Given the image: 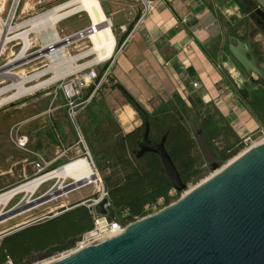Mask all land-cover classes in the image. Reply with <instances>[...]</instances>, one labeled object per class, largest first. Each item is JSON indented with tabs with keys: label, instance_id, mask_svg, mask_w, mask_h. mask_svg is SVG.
<instances>
[{
	"label": "crops",
	"instance_id": "obj_1",
	"mask_svg": "<svg viewBox=\"0 0 264 264\" xmlns=\"http://www.w3.org/2000/svg\"><path fill=\"white\" fill-rule=\"evenodd\" d=\"M99 3L101 7L103 3L112 8L105 12L102 7L105 16L109 15L106 17L112 33L111 17L124 13L114 36L117 44L121 41L119 27L129 24L131 0H99ZM239 15L245 14L232 0L157 1L151 16L114 56L109 67L111 86L100 90L88 106L91 110L85 109L80 114L82 132H79L90 158L94 155L118 160L126 146L121 139L141 127L143 117L146 119L174 99L182 101L188 109L193 105L216 111L236 142L258 132L261 124L241 95L238 69L225 50L226 32L240 35L229 16ZM24 19L25 15L16 17L18 23L13 33H17L12 47L23 44L20 36L25 33H37ZM226 25L228 31L224 29ZM62 105L61 98L47 92L19 107L1 110L0 139L13 144L11 152L8 149L0 152L1 162L19 166L18 172L28 179L34 174L31 162L37 157L47 170L80 156V145ZM5 116L13 117V124L3 123ZM20 137L27 141L25 149L16 145Z\"/></svg>",
	"mask_w": 264,
	"mask_h": 264
},
{
	"label": "water",
	"instance_id": "obj_2",
	"mask_svg": "<svg viewBox=\"0 0 264 264\" xmlns=\"http://www.w3.org/2000/svg\"><path fill=\"white\" fill-rule=\"evenodd\" d=\"M251 1L259 6L254 14L264 15V0ZM235 4L248 10L245 0H235ZM225 41L230 60L249 79L255 76L264 82V64L262 68L257 66L250 40L244 42L226 32ZM42 52L40 49L35 54L40 56ZM149 135L145 120L132 155L135 159L155 155L171 187L184 193L186 184L165 147L167 133L159 142H152ZM209 168L214 173L174 203L128 224L115 235L47 264H264V142L225 166L211 163ZM70 187H66L68 191ZM42 196L34 202L40 203ZM106 202L102 200L95 209L114 219L111 210L103 209ZM13 209L1 215L0 222L20 213Z\"/></svg>",
	"mask_w": 264,
	"mask_h": 264
},
{
	"label": "rangeland",
	"instance_id": "obj_3",
	"mask_svg": "<svg viewBox=\"0 0 264 264\" xmlns=\"http://www.w3.org/2000/svg\"><path fill=\"white\" fill-rule=\"evenodd\" d=\"M13 0H6L5 1V8L2 15H9L8 12L10 10V7L12 5ZM18 9H16L15 12V19L11 25L14 29L17 27L18 21L16 20L17 15H25L24 21L28 24V27L37 33H32L26 35V40L28 44L27 49L24 52L25 59L18 60V57L20 56L24 44H20L19 46L12 47L15 44L14 36L17 32L13 33L14 29L10 32H6L4 36L6 37L7 44L4 47V52L2 59L0 61V72L3 78H0V89H4L5 87H8L13 82L17 81V78L22 77H30L33 76L39 72H42L45 70L48 66V60L44 57L45 51L42 52V55L37 56L35 53L42 49L43 45L47 42L49 38V35H51V31L48 30L46 27L42 28L36 27L32 28L29 21L34 20V18L38 17L42 13L46 12L47 10L53 8L56 5H59L64 2V0H19ZM24 7V8H23ZM102 7L104 8L105 12H108L109 10H112V8L109 5H105L102 3ZM124 13L120 12L116 16L111 17L112 24H113V35L117 36L118 33V23H120V19L123 17ZM109 16V15H106ZM246 18L245 15H239L237 16H229V20H231L233 27L239 28L238 32L240 34H247L248 30H250V38L252 41L255 40H262L261 36L258 35L257 29H255L252 25L246 24ZM89 26V21L87 16L84 13H80L78 15H74L70 18H67L56 25V31L58 33V36L64 40L65 37L74 34L75 32L79 30H84ZM229 26H224L225 31H228ZM232 28V27H230ZM83 32V31H82ZM81 32V33H82ZM23 40V36H20ZM48 37V38H47ZM70 44L66 41V51L71 57H76L77 55H80L82 52H84L88 47L89 43L86 39H77L76 34L70 38ZM64 44V43H62ZM13 52V53H12ZM228 55V54H227ZM228 59H231L229 55L227 56ZM92 60V58H86L82 60H78L76 65H82L88 61ZM232 63H234L232 61ZM236 65V63H234ZM103 63L98 65H92V67H95V71L101 72L104 68ZM91 68V67H90ZM87 68V69H90ZM62 72L64 71L61 70ZM6 72H10L15 74L17 77H11L5 75ZM72 73H76V71H73ZM239 77H241V81L243 82V77L240 71H238ZM71 74V73H70ZM69 74V75H70ZM52 75L48 74L45 77H43L41 80H45L50 78ZM68 76V75H66ZM66 76H62L55 82L44 86L41 89H38L37 91L27 95L23 96L21 98H17L11 101V103L4 104L0 107V111L3 109H13L16 107L21 106V104L30 101L34 99L36 96H39L43 93L50 92L53 95L56 94V98H62L61 92L58 90L59 85L61 84L63 78ZM238 79V77H237ZM36 84V81H30L26 84L27 87L32 86ZM242 88L247 89L251 95L252 91L255 93H260L261 88L257 86H252L247 83H243ZM254 89V90H253ZM12 93L14 94L15 91H7L6 94L0 97V99H3L5 97L11 96ZM89 106V105H88ZM86 107L84 110L89 111L91 110V107ZM249 106L252 110V112L257 116L261 117L264 115V111L259 110L257 106L252 103H249ZM81 110L79 111L76 123L79 128V130L82 132L80 128V114L82 113ZM191 118V116H189ZM262 118V117H261ZM3 123L5 124H13V117L7 118L6 116L2 118ZM217 119V118H216ZM9 120V121H8ZM188 124L187 127L191 129V133L194 137L195 141V148L192 151V154L198 159V164L201 168L200 175L198 177L192 178L191 183L186 185V191H189L202 183L204 180L209 178L213 171L210 170L209 164L216 163L219 167L225 166L227 163L232 161L234 158L238 157L240 154H242L244 151H246L251 146H254L255 144L264 141V134H261L259 132H255L253 135H251V143H248L246 145L242 144L241 142H236L234 137H226L228 135L227 133L222 134L221 136L216 137H205L200 127L193 126V123L190 120H187ZM171 120L168 117L167 120L163 122V129L159 131V129H156V134H151L150 140L152 142H159L161 135L165 133V129L169 128L171 125ZM71 126V125H70ZM220 127L227 132V128L225 124H220ZM72 128V127H71ZM139 128V136L141 137L143 133V129L141 127ZM161 132V134H160ZM225 139V140H224ZM226 139H229V143L232 144L230 147V150L226 151L225 143ZM86 140V139H85ZM6 146V147H5ZM12 142L10 140H5L4 138L0 139V152L3 151V149H8L11 152L12 150ZM137 148H134L132 144H126V146L123 148L121 154L125 155L124 158L122 157V162L127 163L129 166L131 165V161L135 160V157L132 155V152L136 150ZM7 152V151H6ZM231 155V157H229ZM129 158L131 160H129ZM9 160H13V158H8ZM88 159V158H87ZM91 159V158H90ZM3 158L0 157V193L4 192L8 189H11L16 186H20L24 184L27 180L33 179V176L25 180L21 173L18 172L17 165L13 163H3L1 162ZM89 160V159H88ZM90 161V160H89ZM116 161L112 158H101V157H95L92 156V159L90 162H92V169L99 175L100 181L98 182V191H96L95 185H88L86 187H81L78 190L75 191H68L63 196H57L53 200L46 201V202H34L37 198L40 196L46 194L49 192L56 184V181L51 180L41 185V187L30 197V201L32 202V206H34L36 203L37 206H35L33 209H29V211H25L20 214H16L8 219H5L0 222V239L8 235L16 230H18L20 227L24 225H33L35 223H38L39 221L49 219L53 217L54 214H59L62 210L69 209L71 205L73 204H80L82 201L88 200V199H94L96 197H99L101 195L102 187H103V179H109L110 181H117L121 178V176L124 174V172L129 168H124L123 165L116 163ZM69 162V161H68ZM135 164V161L132 162ZM56 166L53 165L49 167L47 170H50ZM45 170V171H47ZM3 173V174H1ZM70 181L66 180L63 185L67 187L70 185ZM104 188V187H103ZM105 190V189H104ZM184 193H180L179 196H177V199L180 198V195H183ZM24 195L19 194L15 198H13L6 206L1 207L0 213L5 214L8 211H10L13 207L15 208L18 206L21 201L23 200ZM175 200H172L174 202ZM19 203V204H18ZM30 207V206H29ZM166 207V206H165ZM163 207L159 208L158 206L156 209H153L152 213H155L162 209ZM25 210V209H24ZM151 213V214H152ZM61 255H66V253H62L56 256L51 257L47 260H35L33 264H42L43 262L52 261L55 259H58L61 257ZM40 254H33L32 258L39 257ZM8 264V263H7Z\"/></svg>",
	"mask_w": 264,
	"mask_h": 264
},
{
	"label": "trees",
	"instance_id": "obj_4",
	"mask_svg": "<svg viewBox=\"0 0 264 264\" xmlns=\"http://www.w3.org/2000/svg\"><path fill=\"white\" fill-rule=\"evenodd\" d=\"M232 1L235 3V0ZM253 5H255L254 2H252ZM239 10L243 14L250 11V9L243 11L240 8ZM241 95L243 99H248L250 96L256 100L260 99L259 103L264 107V99L261 100V95H254V93L251 95L246 90ZM168 117L171 120V125L165 129V133H167L165 147L182 181L187 185L202 171L198 159L192 154L195 141L191 129L187 127V120H190L193 126L200 127L202 134L207 138L221 136L224 133L228 134L226 137H233V133L229 129L226 132L220 127L222 119L216 111L209 107L202 109V107L193 105L191 109H188L178 99L161 106L146 119L143 117L141 128L144 130V122L148 121L149 137H151V134H156V129L159 131L163 129L162 124ZM216 117L218 119H215ZM261 117H257V119L261 126H264V115ZM139 138V128H137L125 135L121 139V144H132L136 148ZM224 143L225 150H230L232 144L229 143V139H226ZM124 156L120 155L118 164L129 168L117 181L113 182L104 178L103 187L107 193L114 218L127 225L150 215L154 206L160 208L168 206L171 201L168 193L172 187L155 155L146 154L141 159H135V164L132 163L134 162L132 160L130 166L120 161ZM129 160L131 159L129 158ZM177 196L179 193L176 194V198ZM160 200L162 203L158 205ZM92 226L93 218L89 210L80 204L72 205L68 210H62L54 217L3 236L0 239V264H33L35 260H47L70 251L79 238L91 230ZM36 253L40 256L32 258V255Z\"/></svg>",
	"mask_w": 264,
	"mask_h": 264
},
{
	"label": "bare ground",
	"instance_id": "obj_5",
	"mask_svg": "<svg viewBox=\"0 0 264 264\" xmlns=\"http://www.w3.org/2000/svg\"><path fill=\"white\" fill-rule=\"evenodd\" d=\"M6 1V0H1ZM19 0H13L10 7L9 19L5 24L2 38L6 32L13 30L14 26L9 25L11 15L15 14L16 9H18ZM24 8V7H23ZM2 10L0 9V12ZM84 13L89 21V26L83 30L82 33L76 34L77 39H86L89 43V47L76 57H71L66 51V41L58 36L56 31V25L63 20L70 18L74 15ZM32 28L36 27H46L51 31V38L43 45L42 49L45 51L44 57L48 60L49 66L33 76L17 78V81L13 82L8 87L0 89V97L6 94L7 91L14 90L15 93L11 96L0 99V107L4 104L11 103L12 100L27 96L38 89L47 86L62 76L73 74V71L79 72L81 70H86L92 67V65H98L109 60L114 52L116 41L111 30V25L108 18L105 16L103 9L99 3V0H67L59 5L42 13L34 20L29 21ZM0 25L1 22H0ZM26 33L23 35V50L18 57V60L25 59L23 55L29 43L26 40ZM6 38V37H5ZM48 38V37H47ZM71 40L67 42L70 44ZM64 43V44H62ZM92 58V60L82 64L76 65L78 60ZM64 71L62 72L61 70ZM0 72V76L3 78ZM51 74L52 76L48 79L41 80L46 75ZM5 75L11 77H17L15 74L6 72ZM30 81H36V84L27 87L26 84ZM264 142V141H262ZM261 143V142H259ZM91 161V160H90ZM85 157H77L69 162L61 165L41 176L35 177L33 179L27 180L24 184L20 186L13 187L4 192L0 193V208L6 206L13 198L19 194H23L24 198L21 203L16 206L13 211L19 210L20 213L29 211L33 209L36 204L32 207L30 206V197L41 187L42 184L54 180L56 181L55 186L42 197L41 202H48L53 200L57 196H63L68 192L69 188H66L63 183L69 180L71 191L78 190L81 187H86L88 185H95L96 191H98V182L100 181L99 175L96 171L92 169V162H90ZM214 173V172H213ZM187 193L184 192V194ZM25 209V210H24ZM1 210V209H0ZM18 213V214H20ZM3 215L0 213V216ZM43 262L42 264H47Z\"/></svg>",
	"mask_w": 264,
	"mask_h": 264
},
{
	"label": "built area",
	"instance_id": "obj_6",
	"mask_svg": "<svg viewBox=\"0 0 264 264\" xmlns=\"http://www.w3.org/2000/svg\"><path fill=\"white\" fill-rule=\"evenodd\" d=\"M157 1H162V0H156V1L131 0V4H132L131 11L128 14L129 24L127 26L119 27L121 41L115 45L112 57L103 63L105 64L103 70L101 72L95 71L94 68L97 66L91 67L90 69L81 70L79 72L70 74L65 78H63L61 84L59 85L58 90L61 92L63 98L62 108L64 109L68 123L71 125L74 131V134L78 141V145H80L81 148V154L78 157H85L91 160L89 156V152L81 138L79 128L76 123V118L79 111L84 110L100 90H102L104 87L108 88L111 86L112 82L109 78V67L113 62L114 56L125 47V45L129 42L135 31L143 23V21L151 16V14L155 9V4ZM182 1H187V0H182ZM4 8H5V2L0 0V9L2 10L0 12V22L2 24L0 25V61L3 56L4 47L7 44L5 36L2 38V33L4 26L8 22L10 16V15H5V16L2 15L4 12ZM258 9L259 6H257L256 4L252 6V12H255ZM14 18L15 15H11L9 25H12ZM82 31L83 30L78 31L70 36H74L75 34H80ZM70 36H67L64 39H67ZM0 78L2 77L0 76ZM193 86L197 87V83H194ZM258 132L264 134V126H261L258 129ZM26 143L27 141L23 137L16 139V145L20 149H25ZM241 143L244 145L251 143V135L245 137L241 141ZM37 158L38 160L31 162V166L34 170V177L41 176L44 173L50 171V170L44 171L45 168H44L43 160L40 159L39 157ZM176 194L178 193L173 188L169 191L168 195L171 199L170 204L178 200L176 198ZM181 196L182 195H180V197ZM104 199H106L107 202L103 205V209L108 211L110 210V202L107 198V193L103 187H102L101 195L99 197H96L94 199H88L80 203V205L85 206L91 213L93 218V226L91 230L84 233L79 238V240L76 242V244L70 251L65 252L66 254L82 249L101 239L115 235L116 233L123 231L124 228L128 225V224L127 225L122 224L120 221H118L115 218L109 219L107 216H103L98 213L95 207L99 203H101L102 200ZM172 200L175 201L172 202ZM161 203H162L161 200L158 201V205H160ZM156 207L157 206H154L153 209H156Z\"/></svg>",
	"mask_w": 264,
	"mask_h": 264
},
{
	"label": "flooded vegetation",
	"instance_id": "obj_7",
	"mask_svg": "<svg viewBox=\"0 0 264 264\" xmlns=\"http://www.w3.org/2000/svg\"><path fill=\"white\" fill-rule=\"evenodd\" d=\"M246 3L248 4V9H250V11L248 13L245 14L244 19H246V24L252 25L255 29H257L258 31V35L261 36L262 40H255L252 41L250 38V30H248L247 34H240L236 36L238 38H240L242 41H246V40H250L251 46H252V53L254 54L256 61H257V66L259 68H262V64H264V15H255L254 12H252V1L251 0H245ZM236 67L238 69V71L241 72L242 77H243V82L241 81V77L238 76L239 80V84H240V91L241 93L245 90V88H242V84L243 83H247L249 85L252 86H257L259 88H261V92L260 93H255L254 91H252V94L254 93V95H261L262 99H264V82H262L261 80H259L257 77L252 76L251 79H249L244 72L240 69V67L236 64ZM254 90V89H253ZM249 103H252V105L254 104L255 106H257V108H259V110L262 111V109H264V107H262V104L259 103V100L254 99L253 96H250L248 99ZM137 148V147H136Z\"/></svg>",
	"mask_w": 264,
	"mask_h": 264
}]
</instances>
